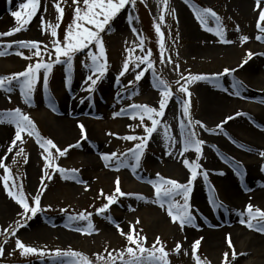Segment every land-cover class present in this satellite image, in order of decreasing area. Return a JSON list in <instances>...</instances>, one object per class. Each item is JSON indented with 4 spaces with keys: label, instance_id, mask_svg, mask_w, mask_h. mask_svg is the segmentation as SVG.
<instances>
[{
    "label": "rangeland",
    "instance_id": "rangeland-1",
    "mask_svg": "<svg viewBox=\"0 0 264 264\" xmlns=\"http://www.w3.org/2000/svg\"><path fill=\"white\" fill-rule=\"evenodd\" d=\"M22 2L24 0H0V33L17 27L11 13L17 11V5ZM56 3L64 10L58 28V38L63 40L65 30L73 21L75 5L72 0H41L37 15L25 30L12 36L0 37V50L7 52V55L0 56V76L22 72L29 63L35 64L39 59L32 55L35 49H21L14 42L38 41L42 48L43 45L52 48L50 30L42 28L41 20L45 24L58 23L59 14L54 7ZM80 3L82 5L83 0ZM191 5L215 11L221 18L226 39L233 43H221L218 37L206 31L195 19ZM163 8L161 0H136L135 6L126 5L105 27L101 37L106 49L108 70L98 81L94 91L86 90L91 83L86 81L91 73L84 67L85 63H90L87 59L89 49L82 55L77 53L74 56L71 70L66 71L64 64H54L47 89L43 87L41 69L40 82L30 103H25L19 87L10 93L0 91V113L19 107L35 123L40 135L51 139L60 150L80 144L79 147L69 148L63 157L58 156L55 148L50 151L56 157L55 165L66 170H77V179L82 181L77 183L76 179L62 178L59 172H53L49 168L47 171L52 179L45 178L42 182L45 160L43 149L39 147L35 137L22 134L23 143L18 141L12 152H8L15 136V127L7 122L0 123V159L9 168L17 185L22 184L30 205L37 193H43L40 202L42 211L25 222L20 216L23 209L8 196L0 179V233L9 226L16 228L18 221L24 224V227L16 231L15 236H7V243L2 238L4 235H0L4 249L0 255L3 264H53L47 256L43 259L37 255L21 256L20 250L16 249L17 239L26 246L46 252H54V248L78 250L91 259L96 254L106 255L105 249L115 254L128 246L126 236L119 234L116 224L125 233L133 231L134 235L139 233L146 237V247H151L156 237H160L165 250L169 252L170 264H196L192 245L198 239L201 243L196 254L203 264H264V233H258L239 223V213L247 204L251 203L264 210V157L259 155L264 151V40L256 39L257 35H261L257 29L259 9L256 0H189L188 4L184 0H168L161 28L167 49L166 56H171L173 60L171 64L160 63L158 37L153 27L154 22H159L158 17ZM172 9L175 10L174 13ZM209 26H213L211 20ZM237 26L239 31L236 30ZM133 28L137 31L133 32ZM242 36L249 39L242 41ZM138 37L144 38L145 50H152L157 75L169 83L174 93L178 87L175 81L181 75H212L223 72L225 68L237 69L232 75L224 77V86L229 88L228 92L213 87L207 81H196L188 85L191 96L186 98L190 100L191 115L207 128H215L226 117L235 116L238 112L246 114L237 116L224 125L227 136L207 132L199 126L196 128L198 138L205 141L199 163L203 170H207L209 177L208 182L202 176L194 181L190 204L196 217V227L185 225L181 229L178 223H173L167 215L166 206L161 208L158 203L152 202L155 200L154 188L148 183L157 178V173L180 183H186L190 178L183 160H195L196 153L190 149L183 157L179 155L182 148L179 125L183 116L176 96L169 102L165 116L160 118L161 124L169 126L171 135L177 141L171 156L166 154L168 149L165 147L161 127L149 139L141 166L135 174L129 167H121L117 171L115 161L106 162L101 158L102 154L112 152L118 155L127 153L139 141H128L121 137L143 136L144 126H151V121L147 118L143 125L138 116L132 118L130 105L159 107L160 89L153 87L151 70L139 82L129 85V81H134L135 77V72L132 71L134 65H130V71L117 79L128 56L125 49L133 47L134 43L138 44ZM10 43L11 48H3ZM90 48L93 52L97 51L94 46ZM249 51L254 55L241 67ZM17 52L23 53V57L32 58H22ZM132 55H141L139 48ZM51 58L55 60L54 52ZM48 60V55L44 54V61ZM176 64H179V71L175 70ZM233 79L243 84L239 97L233 94L230 87ZM49 97L54 98L55 111L49 107ZM222 102L228 104L227 109L222 116L214 119L210 115L211 110ZM249 104H253L255 109ZM121 109L125 111L114 116ZM80 123L84 125L87 139H82L78 127ZM5 133L11 138L7 144L1 142ZM240 141L252 144L253 148L242 153ZM225 146L230 149L226 150ZM21 147L24 152L13 163V157ZM221 157L238 162L241 175L237 176L233 167ZM128 163L133 161L129 160ZM106 164L109 166L106 167ZM221 172L228 176L224 175L225 178L219 174ZM5 174L4 169L0 168V178ZM117 177L121 191L132 195H125V202L111 205V211L96 215L95 211L107 203L106 196L114 193ZM9 183L11 185V181ZM210 187L215 188V196L223 203V207L214 208L210 204ZM101 190L103 196L100 194ZM235 193L240 195V199ZM138 196L146 199H138ZM81 212L92 213L91 222L96 231L91 234L76 231L77 227L86 226L88 221L70 222L67 216ZM106 216H111L115 223L105 219ZM137 219L139 224L136 223ZM212 233L216 235L213 236ZM228 234L232 248L226 239ZM177 243L181 245L178 253L174 251ZM233 248L235 259L232 258ZM224 253H228L226 261Z\"/></svg>",
    "mask_w": 264,
    "mask_h": 264
},
{
    "label": "snow or ice",
    "instance_id": "snow-or-ice-1",
    "mask_svg": "<svg viewBox=\"0 0 264 264\" xmlns=\"http://www.w3.org/2000/svg\"><path fill=\"white\" fill-rule=\"evenodd\" d=\"M161 2L164 8L161 10V13L158 17L159 22H154L153 27L158 37L160 63L171 64L173 63V60L171 56H166L167 49L164 42V34L161 28V25L165 21V10L168 7V0H161ZM184 2L188 4L189 0H184ZM72 3L75 5L73 21L65 30L63 40L58 38L59 21L62 20L64 11L63 8L60 7L59 3L54 4V7L59 14L57 16V24H45L43 19L41 20L42 28L50 30V35L53 38L51 40V49H49L48 45H43L42 48L41 42L38 41L14 42L21 49H35L32 55L34 57H38L39 59L35 64L29 63V65L22 72L7 76H0V91L10 93L14 90V88L19 87L20 93L24 98L25 103H30L35 88L40 82L39 74L41 69H43V87L44 89H47L49 75L52 72L54 64H64L66 65V71L71 70L73 68L74 56L85 49H89L87 53V59L90 61V63H85L84 67L88 68L91 73L86 77V81L91 82L87 85L86 90L89 92L94 91L96 84L105 76L108 70L106 49L101 37V33L105 31V27L118 16L121 10L125 9L126 5L131 4L135 6L136 0H83L82 5L80 0H72ZM262 4H264V0H256V6L257 9H259L257 29L259 33H261V35L256 36L257 40H264V7H261ZM40 5L41 0H24V2L19 3L17 5L18 10L11 13V15L15 18L17 27L10 29L7 32L0 33V37L12 36L15 33L25 30L26 26L37 15ZM191 7L195 19L206 31L213 33L219 38V42L221 43H233V41L226 39V32L221 22V18L215 11H213L211 8H198L195 5H191ZM174 12L175 10L172 9V13ZM210 20L212 21L213 26H209ZM236 30L239 31L238 26ZM132 31L136 32L137 30L133 28ZM248 39L249 38L247 36L241 37L242 41H247ZM138 40V44L134 43L133 47L125 49V51L128 53V56L125 58L122 64V68L117 79H119V77L125 76V74L130 71V65H134L132 71L135 72V77L134 81H129V85L139 82L144 77L145 73L151 70L154 79L153 87L160 89L159 107L157 109L144 104L130 105L129 107L131 109V117L136 118L138 116L141 125H143L145 118H147L151 121V126H144L145 135L143 136L128 135L121 137L122 139L128 141H139L132 149H129L127 153L118 155L116 152H112L111 154H102L101 158L106 162L115 161V167L117 171L121 167H129L135 174L136 170L141 166V160L147 148L149 139L161 127L163 128L165 147L168 149L166 154L171 156L172 148L175 146L177 141L171 135L169 126L166 123L163 125L161 124L160 118L165 116V111L169 102L174 96H176V102L180 105L183 116V119L179 125L181 129L180 143L182 144L179 155L183 157L184 154L190 149L194 150L196 153L195 160H183L184 165L190 172V178L186 183H180L175 179L164 178L159 173H157V178L154 180H149L148 183L154 188L155 200L152 202L158 203L161 208L166 206L167 215L171 218L173 223H178L181 229H183L185 225L196 227V217L193 215L190 204L194 181L198 176H202L205 182H208L209 178L207 170H203L202 165L199 163V160L202 157V148L205 144V141L198 138L196 128L199 126V128H203L207 132L217 134L223 133L225 136H227L228 133L224 131V125H226L228 121L235 119L237 116L246 114L238 112L235 114V116L226 117L215 128H207L203 122L200 120H194L191 115L190 100L186 98L191 96L188 85L196 81H207L211 83L213 87L228 92L229 88L224 86V77L232 75L237 71V69L225 68L223 72L212 75H181L180 78L175 81V84L178 85V87L174 93L171 90L169 83L157 75L154 68V61L152 59V50L150 48L145 50L144 38L138 37ZM90 46H94L97 51H91ZM11 47V43L3 46L4 49ZM137 48H139L141 55L133 56L132 54ZM53 52L55 54V60H52L51 58ZM44 54H47L49 57L47 62L44 61ZM4 55H7L6 50H0V56ZM17 55H21L22 58L29 60L32 58L23 57V53L21 52H17ZM246 55L247 59L242 61L241 67L244 64H247L248 60H250L254 54L249 51ZM142 65L145 67L142 68ZM175 70L179 71V64L175 65ZM181 81H183V83ZM230 87L233 90L234 95L237 97L241 95L240 89L243 87L241 81L233 79ZM125 90H127V87ZM10 99L11 97H9V100ZM48 103L52 111H55L54 98L49 97ZM124 111V109H121L119 113H114V116L121 115ZM5 122L12 124L15 127V136L11 142L8 152H12L13 147L17 145L18 141L21 144L23 143L22 134L25 133L29 137H35L39 147L43 149L42 155L44 156L45 160V172L44 177H42V182L45 178L48 180L52 179V175L47 171L49 168H51L53 172H59L62 178L76 179L77 183H82V181L77 179V170H66L55 165L54 159L56 157H54L50 151V149L55 148L58 156L63 157L67 154L69 148L79 147V143L76 145H70L69 148H65L64 150H60L51 139L43 138L40 135L35 123L19 107L0 113V123ZM78 127L80 128L82 139H87L84 125L80 123L78 124ZM109 135L113 134L109 133ZM229 139H231V137H229ZM213 147L215 146L213 145ZM240 147H243V145H240ZM23 152L24 149L22 147L19 148L13 157V163H16V157L21 156ZM259 155L264 157V151H261ZM221 158L226 164H229L231 167H233V170L237 176L241 175L240 165L238 162L231 159H225L224 157ZM26 160L27 158L25 157V162ZM129 160L133 161V163L129 164ZM105 166L107 167L109 165L106 164ZM0 168H3L6 173L0 179L3 181V187L7 191L8 196L13 198L23 209V212L20 214L21 218L26 222L28 219L36 216L38 212L42 211L40 202L43 193H37L33 198V204L30 205L23 192L22 184L19 186L17 185L16 181L11 176L9 168L4 164L3 159H0ZM68 173H71V175L69 176ZM219 174L223 175L222 172ZM9 181H11V185ZM115 184L116 187L114 193L106 196L107 203L96 210L97 214H104L107 210H109L111 205L118 202V197L132 195L131 193H124L121 191L119 177L116 178ZM44 187L46 189V185H44ZM87 190V187H85V191ZM100 194L102 196L104 195L103 190H101ZM177 197L180 199L178 200ZM137 198L141 200L146 199L143 196H138ZM209 202L214 208L223 207V203L220 202L215 196L214 187L209 188ZM91 216L92 213L81 212L77 215H68L67 219L70 222L88 221L86 226L82 228L77 227L76 231L91 234L93 231H96L94 225L91 222ZM239 216V223L241 225H246L247 228L254 229L258 233H264V210H261L259 207H254L251 203H249L246 205L245 209L239 213ZM105 219L111 223H115L111 216H106ZM136 223L139 224V219H137ZM115 226L119 230L120 235L126 236L128 246L123 250L116 251L115 254L114 252L105 249L106 255L96 254L94 259L89 258L80 251H75L72 249H56L54 252H46L43 249L26 246L19 239L16 240V249L20 250L21 256L37 255L41 259L47 256L48 259L53 262V264H170L168 259L169 252L165 250V246L160 237H156L151 247H146V237L141 236L139 233L134 235L133 231L125 233L122 229H120L119 224H116ZM21 227H24V224L18 221L16 228L9 226L8 228L4 229L3 233H0V235H4V243H7L8 235L15 236L16 231H18V229ZM226 239L229 247L232 248L233 245L231 243L230 234H228ZM200 243L201 240L198 239L192 245V255L196 264H203L201 258L196 254ZM180 248L181 245L177 243L174 251L178 253ZM3 251V244H0V255L3 254ZM242 255L246 254L242 253ZM224 257L226 261L228 253H224ZM232 258H236L234 248Z\"/></svg>",
    "mask_w": 264,
    "mask_h": 264
},
{
    "label": "bare ground",
    "instance_id": "bare-ground-1",
    "mask_svg": "<svg viewBox=\"0 0 264 264\" xmlns=\"http://www.w3.org/2000/svg\"><path fill=\"white\" fill-rule=\"evenodd\" d=\"M264 80V79H263ZM250 105V107H255L253 104H249ZM227 106H228V104H225V103H220V104H216V106H214V108L211 110V116L214 118V119H216V118H219L220 116H222L223 114H224V112H225V110L227 109ZM255 109V108H254ZM253 109V111H255ZM11 141V138L10 137H8L7 136V133H5V135L3 136V138L1 139V142L3 143V144H7L8 142H10ZM239 144L240 145H243V147H240V150L242 151V153H245V152H248L249 150H251V148H253V145L251 144H249V143H246V142H243V141H240L239 142ZM226 150L227 149H230L228 146H225L224 147ZM225 174H223V176H224ZM222 176V177H223ZM225 176H228V175H225ZM224 176V177H225ZM223 177V178H224ZM226 178V177H225ZM235 194H237V193H235ZM238 196V197H237ZM236 197L237 198H239L240 199V195L239 194H237L236 195ZM212 235L213 236H215L216 234L215 233H212Z\"/></svg>",
    "mask_w": 264,
    "mask_h": 264
},
{
    "label": "trees",
    "instance_id": "trees-1",
    "mask_svg": "<svg viewBox=\"0 0 264 264\" xmlns=\"http://www.w3.org/2000/svg\"><path fill=\"white\" fill-rule=\"evenodd\" d=\"M125 200H126V196H123V197H118V202H121V201H124L125 202ZM111 209V206H110V208H109V210H107V211H111L110 210ZM106 211V212H107ZM105 212V213H106ZM95 213H96V215H102V214H97V211H95ZM98 218V217H97ZM2 238L4 239V237L2 236ZM0 244H1V242H0ZM57 248H54V250H56ZM75 251H78V250H75ZM88 257H89V255H87ZM90 258V257H89ZM3 259H1L0 258V264H3V261H2Z\"/></svg>",
    "mask_w": 264,
    "mask_h": 264
},
{
    "label": "water",
    "instance_id": "water-1",
    "mask_svg": "<svg viewBox=\"0 0 264 264\" xmlns=\"http://www.w3.org/2000/svg\"><path fill=\"white\" fill-rule=\"evenodd\" d=\"M84 52H85V50H83L82 52L78 53V55L83 54Z\"/></svg>",
    "mask_w": 264,
    "mask_h": 264
}]
</instances>
